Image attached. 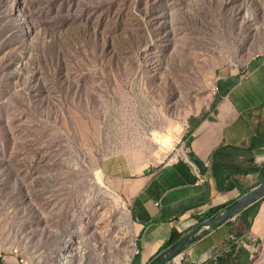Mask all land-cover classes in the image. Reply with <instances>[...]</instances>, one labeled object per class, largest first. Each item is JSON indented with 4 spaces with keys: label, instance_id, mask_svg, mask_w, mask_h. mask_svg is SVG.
I'll list each match as a JSON object with an SVG mask.
<instances>
[{
    "label": "rangeland",
    "instance_id": "obj_1",
    "mask_svg": "<svg viewBox=\"0 0 264 264\" xmlns=\"http://www.w3.org/2000/svg\"><path fill=\"white\" fill-rule=\"evenodd\" d=\"M263 58L264 0H0V256L130 264L105 165L180 153L217 74Z\"/></svg>",
    "mask_w": 264,
    "mask_h": 264
},
{
    "label": "crops",
    "instance_id": "obj_2",
    "mask_svg": "<svg viewBox=\"0 0 264 264\" xmlns=\"http://www.w3.org/2000/svg\"><path fill=\"white\" fill-rule=\"evenodd\" d=\"M183 137L186 150L173 155V148L154 170L120 163L116 175L105 165L131 200L137 250L130 264L164 259L256 187L261 172L264 178V58L244 73L220 71L209 109L188 118ZM181 251L184 264H264V197L217 227L204 223Z\"/></svg>",
    "mask_w": 264,
    "mask_h": 264
},
{
    "label": "water",
    "instance_id": "obj_3",
    "mask_svg": "<svg viewBox=\"0 0 264 264\" xmlns=\"http://www.w3.org/2000/svg\"><path fill=\"white\" fill-rule=\"evenodd\" d=\"M262 197H264V178L262 177V172H261L260 182H259V184L256 187L251 189L248 193L243 195L233 206L228 208L218 220L206 221L204 223H208L211 226V228L217 227L222 222L226 221L231 216L235 215L236 213H238L239 211L245 209L246 207L254 204L255 202H257ZM204 223H201V224L197 225L196 228L191 233H189L186 236H184L171 249V251L168 253V255L164 259L160 260L159 262H157L155 264H167L170 261H172L176 257V255L180 252V250L185 245L189 244L190 236L193 233L199 231L201 229V226L204 225ZM199 236H200V234L197 235L196 239H198Z\"/></svg>",
    "mask_w": 264,
    "mask_h": 264
},
{
    "label": "bare ground",
    "instance_id": "obj_4",
    "mask_svg": "<svg viewBox=\"0 0 264 264\" xmlns=\"http://www.w3.org/2000/svg\"><path fill=\"white\" fill-rule=\"evenodd\" d=\"M159 142L161 143V145L163 146L164 150H166L167 152L171 151L173 149V145L172 144H167L161 140H159ZM69 254L68 252L62 253L59 257V264H67L69 262L68 258H69ZM129 257L126 258L127 261H129Z\"/></svg>",
    "mask_w": 264,
    "mask_h": 264
},
{
    "label": "built area",
    "instance_id": "obj_5",
    "mask_svg": "<svg viewBox=\"0 0 264 264\" xmlns=\"http://www.w3.org/2000/svg\"><path fill=\"white\" fill-rule=\"evenodd\" d=\"M181 146H184V143H182V145ZM183 148V147H182ZM181 149V148H180ZM184 149V150H183ZM183 149H181V152L179 153V151H177V153L175 154V155H181L182 153H183V151H185L186 150V148H185V146H184V148ZM224 251H227V249L225 248V250ZM0 261L1 262H3L4 261V257L3 256H0Z\"/></svg>",
    "mask_w": 264,
    "mask_h": 264
},
{
    "label": "trees",
    "instance_id": "obj_6",
    "mask_svg": "<svg viewBox=\"0 0 264 264\" xmlns=\"http://www.w3.org/2000/svg\"><path fill=\"white\" fill-rule=\"evenodd\" d=\"M172 243H174V242H172Z\"/></svg>",
    "mask_w": 264,
    "mask_h": 264
}]
</instances>
